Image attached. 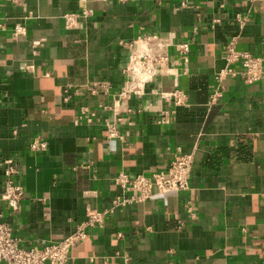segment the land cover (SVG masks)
I'll return each mask as SVG.
<instances>
[{"label":"crops","instance_id":"0c3cea01","mask_svg":"<svg viewBox=\"0 0 264 264\" xmlns=\"http://www.w3.org/2000/svg\"><path fill=\"white\" fill-rule=\"evenodd\" d=\"M67 12L79 14L77 27L66 28ZM155 32L190 45L188 61L169 47L172 73L158 79L187 102L162 123L155 117L169 103L138 111L149 103L134 99L125 136L107 138L101 104L111 95L83 92L66 104L61 90L101 80L119 89L129 59L122 41ZM231 41L264 56V0H0V191L10 156L24 187L20 208L0 199V211L21 243L67 237L89 207L112 205L122 170H165L181 148L194 153L190 188L114 209L67 264H264V77L230 76L208 104ZM87 103L92 120L80 119ZM37 137L45 150L31 148Z\"/></svg>","mask_w":264,"mask_h":264},{"label":"built area","instance_id":"2783aa9c","mask_svg":"<svg viewBox=\"0 0 264 264\" xmlns=\"http://www.w3.org/2000/svg\"><path fill=\"white\" fill-rule=\"evenodd\" d=\"M84 15L88 11L83 12ZM79 14L67 12L63 15L65 26L68 29L77 27ZM241 24L247 20L239 15ZM27 27L16 25L14 33L25 35ZM129 53V59L123 67L125 81L117 90L108 80L95 81L82 86H64L61 96L64 103L69 104L73 96L87 93L90 98L101 94L111 95L110 103H102L101 106L108 114L103 117V123L107 130V138H118L125 136L124 126L129 123L130 114L135 110L131 104L132 100L146 98L148 105H140L138 111H148L150 105L156 106L160 103H169L168 108L161 107L159 114L155 117L158 122L165 123L170 116L176 112V106L187 102V94L180 87L165 90L161 87L158 79L172 73L170 61L172 59L168 49L176 44L179 57L184 61L189 60L190 45L186 41H176L174 35H163L161 33H142L132 41H122ZM40 45L41 41H34ZM224 56L227 64L219 70L215 76L213 90L209 96V105L217 103L224 95L225 81L228 77H240L246 84L254 83L264 77V56L252 51H241L236 49L235 41H231L225 47ZM157 103H154V101ZM80 119L86 115L92 120L96 115L90 104H83L80 108ZM47 140L37 137L30 146L36 150H45ZM194 153L184 152L179 148L176 156L165 170H159L146 174L143 172L133 174L122 170L115 178L114 183L121 189V193L113 198L112 205L108 208L97 209L89 207L86 219L67 237L57 240L43 242L38 246L25 247L21 239L14 234V229L2 216L0 211V263L5 264H67L72 249L85 240L90 231L96 227H104L107 216L114 209L124 205L136 204L141 201L157 198L169 192L190 188V179L193 170ZM4 184L0 191V199L13 210L20 208V201L24 196V187L17 181L19 174L18 158L10 156L1 163Z\"/></svg>","mask_w":264,"mask_h":264}]
</instances>
